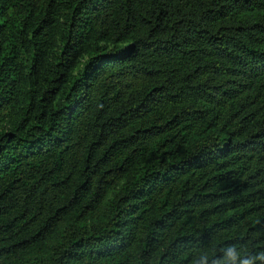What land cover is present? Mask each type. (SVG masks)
Listing matches in <instances>:
<instances>
[{"label":"trees","instance_id":"trees-1","mask_svg":"<svg viewBox=\"0 0 264 264\" xmlns=\"http://www.w3.org/2000/svg\"><path fill=\"white\" fill-rule=\"evenodd\" d=\"M24 81L0 133V264L57 227L25 264L264 249V0H0V120Z\"/></svg>","mask_w":264,"mask_h":264},{"label":"rangeland","instance_id":"rangeland-1","mask_svg":"<svg viewBox=\"0 0 264 264\" xmlns=\"http://www.w3.org/2000/svg\"><path fill=\"white\" fill-rule=\"evenodd\" d=\"M63 15L64 14L61 13L58 20H57L56 32L54 35V39L51 42V46L48 50V52H49L48 57H50L53 53L58 51V47L60 44L59 38H60V35H61V33L65 27ZM102 46L104 47V50H108L109 48H111V46L107 45V44H102ZM87 56L88 55L82 56L79 59V61L77 62V64L75 65V67L72 69L71 74L69 76V83L73 80V78L78 73V71H80L83 68L84 63L87 59ZM28 91H29V85L26 81H24L22 83L21 89L17 95L12 114L10 116L4 118L3 120H0V133L2 132V130L5 127H10L12 129H14L17 122L20 120L21 117H23L24 112L26 111V109L30 103V99L28 97ZM58 96H57V98H58ZM112 193H113V191H111L109 195H112ZM101 218H103V215L101 216ZM60 230H61V227H57L54 229V231L51 233V235L43 242V244L40 248L39 254L35 253L32 249H28L24 254H22L17 259L15 264H25L26 258L28 256L32 257L34 255H39L43 259H48L51 255V243L53 242V240H56L59 237Z\"/></svg>","mask_w":264,"mask_h":264},{"label":"clouds","instance_id":"clouds-1","mask_svg":"<svg viewBox=\"0 0 264 264\" xmlns=\"http://www.w3.org/2000/svg\"><path fill=\"white\" fill-rule=\"evenodd\" d=\"M193 264H264V249L244 252L237 244H227L217 251H202Z\"/></svg>","mask_w":264,"mask_h":264}]
</instances>
